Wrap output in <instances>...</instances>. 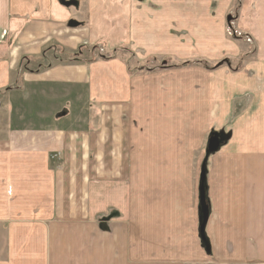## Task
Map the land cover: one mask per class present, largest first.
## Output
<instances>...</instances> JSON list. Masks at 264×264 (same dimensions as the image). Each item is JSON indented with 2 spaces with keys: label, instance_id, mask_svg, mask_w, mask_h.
Masks as SVG:
<instances>
[{
  "label": "crops",
  "instance_id": "0c3cea01",
  "mask_svg": "<svg viewBox=\"0 0 264 264\" xmlns=\"http://www.w3.org/2000/svg\"><path fill=\"white\" fill-rule=\"evenodd\" d=\"M140 1L0 0V223H33L12 229L0 264H177L163 254L156 229L142 227L157 218L145 215L134 231L111 228V140L124 154L130 132L119 130L127 125L132 103L129 71L111 60V24L127 18L125 40L139 59L165 55L202 62L220 59L217 54L234 56L236 49L227 50L222 27L228 5L214 4L210 8L218 12L212 15L206 12L210 0ZM234 19L264 50V0H241ZM137 34L139 40L131 39ZM100 40L105 44L99 48ZM259 54L262 63L237 72L195 70L187 84H179L178 77L173 83L180 89L186 84L189 124L200 123L201 130L210 127L212 117L222 123L239 100L250 97V110L233 121L227 146L214 155L206 176V233L221 223L229 229V218H246L245 230L230 229L229 236L240 234L239 239L210 242L209 257L220 262L228 260L231 247L225 250L224 244L232 241L242 264H264V145L257 139L258 129L264 132V51ZM211 77L220 79L219 88L217 79L208 82ZM160 87L166 92L164 83ZM111 124L118 132L112 133ZM85 189L89 201L82 222ZM43 213L64 223L45 228L35 221L44 220Z\"/></svg>",
  "mask_w": 264,
  "mask_h": 264
},
{
  "label": "rangeland",
  "instance_id": "374dc122",
  "mask_svg": "<svg viewBox=\"0 0 264 264\" xmlns=\"http://www.w3.org/2000/svg\"><path fill=\"white\" fill-rule=\"evenodd\" d=\"M77 1L81 3L85 0ZM146 1L157 5L158 0ZM68 2L74 3L75 0H68ZM239 2L241 0H210L208 2L209 7L206 8L207 13L214 15L218 12L217 9L210 8L214 4L228 5L222 27L227 39V50L236 49V53H233L234 56L229 52L226 55H216L218 56L216 58L220 59L227 57V59L223 60L208 59L200 62V59L194 57L185 59L172 58V56V59H170V56L165 55L139 59V56L136 57L137 54L130 47V43L125 40L124 35L128 34V28H130L129 22H126L127 18L124 17L122 20H118L119 23L114 22L111 24V60H119L125 64L129 71L128 78L132 81V103L129 102L131 104L130 111L127 118H125L127 125L119 130V132H130L128 136L130 145H126L123 149L124 154H121L119 143L116 144L115 139L111 140L113 145L111 163L115 165L111 171V228L121 226L134 231L139 228L141 218H144L145 215L152 216L153 222L157 218L158 222H148L147 225L142 224V227L149 232L156 229L158 241L163 243V254L177 260V264H242V259L236 255L238 248L232 241L224 244L225 250L227 249V244L231 247V253L228 252V249L226 251L228 260L225 262L209 257L211 254L209 255L207 249L202 245L198 232L199 182L203 167L209 171L210 164L214 158L211 155L206 161L205 152L210 132L223 131L227 134L230 130L232 131L234 127L233 121L237 119V116L240 117L250 110V97L246 96L245 100H239L238 104H234L236 108L232 109L231 114L229 113L223 118L222 123L221 118L216 121V118L212 117L210 127L208 129L206 127L202 131L201 127H204L200 123L189 124L188 100L186 96V90L188 89L186 88L187 80L195 75L192 71L201 70L207 73H214L219 69L228 68L230 71L237 72L239 68L242 70L251 67L253 63H262L258 58L259 53L264 51L262 47H259L255 39L250 35H246L235 23L234 18L238 12ZM128 3L140 5L141 1L128 0ZM150 9L154 8L150 7ZM229 15L232 17L230 27L231 30H234V34L236 33L235 37L229 31L226 23V18ZM211 24L213 25V20ZM216 26L214 27L216 28ZM222 27L220 26L219 29L222 30ZM116 29L117 31H113ZM133 38L134 41L139 40L140 35H134L131 39ZM103 44L105 42L100 40V44L96 43L95 46L99 47V45ZM179 49L183 51L180 46ZM55 55L59 57V52H56ZM48 56L51 59L54 58L51 53ZM203 76L206 77V75ZM177 77L178 79L180 78L179 84L186 83L181 86V89L178 85L173 88ZM216 79L217 81L215 82L219 88L220 79L218 77H211L208 82ZM162 83L165 84L166 92H163L160 87ZM263 88L264 86L261 84V93L264 91ZM174 90H178V94L173 93ZM234 92L239 94L238 90H233L232 93ZM195 95L197 96V94ZM222 95H224V92L219 90V99L222 98ZM231 96L233 97L234 95ZM216 107L217 105L214 106V110H216ZM261 116L264 115L261 114ZM111 126L112 133L118 132L114 128L117 124H111ZM257 132V139L260 142L259 146H262L264 145V138H260L259 135L264 134V132L259 129ZM156 134L159 136L157 140L151 138ZM225 146L227 145L221 148ZM120 163L118 170L116 166H119ZM69 191L71 193L70 189ZM74 192H76V189L73 190ZM87 195V192L83 193V199L81 200L84 211L82 222L87 221L86 206L89 201ZM69 200L71 209L75 210L76 197H69ZM230 206L228 205V209ZM77 207H80V203ZM103 207L105 212L107 205L105 204ZM175 207L178 210H175ZM245 212L243 211L242 213L246 217L248 212L246 214ZM99 213H101L100 210ZM44 215V220L39 218L35 219V221L36 223H42L45 228L51 226L52 223H64L62 219L51 220V218H47L50 216L49 214L43 213L42 216ZM68 220L70 222L79 221ZM227 220L230 221H225V225L229 229L222 227L223 223L217 227H222L219 230L217 228H209L206 233L209 243L215 239L220 244V239L222 240L223 236L228 238L229 234H231L230 229L234 227L236 229H246V218H237L236 220L229 218ZM0 224V249L4 252L9 244L8 237L12 229L18 224H21L19 229H22L24 226L33 223L29 220L14 219V221H6ZM94 225L96 226L98 223L95 221ZM216 229L219 232L218 236ZM238 235L229 237L239 239ZM101 237L103 239L107 236L101 234ZM23 239L26 240L27 237L24 236ZM104 241L108 244V240ZM256 244L258 245L257 242Z\"/></svg>",
  "mask_w": 264,
  "mask_h": 264
},
{
  "label": "water",
  "instance_id": "95a60500",
  "mask_svg": "<svg viewBox=\"0 0 264 264\" xmlns=\"http://www.w3.org/2000/svg\"><path fill=\"white\" fill-rule=\"evenodd\" d=\"M69 5V4H68ZM231 18L228 17L227 21L230 23ZM230 133L222 132H212L207 140L206 146V156L208 159L209 156L217 153L221 147L226 144V142L230 139ZM206 176L207 170L203 167L201 171V177L199 182V205H198V214H199V237L201 239L202 245L207 249L208 254H211V246L206 237L205 229L210 216V205L207 199V185H206ZM102 229L104 230V225H102Z\"/></svg>",
  "mask_w": 264,
  "mask_h": 264
},
{
  "label": "trees",
  "instance_id": "16d2710c",
  "mask_svg": "<svg viewBox=\"0 0 264 264\" xmlns=\"http://www.w3.org/2000/svg\"><path fill=\"white\" fill-rule=\"evenodd\" d=\"M67 4V3H66Z\"/></svg>",
  "mask_w": 264,
  "mask_h": 264
}]
</instances>
